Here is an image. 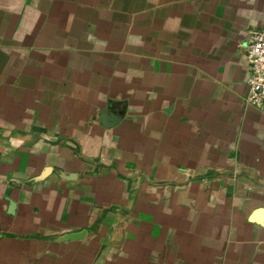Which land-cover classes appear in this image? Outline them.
I'll list each match as a JSON object with an SVG mask.
<instances>
[{
  "label": "crops",
  "instance_id": "1",
  "mask_svg": "<svg viewBox=\"0 0 264 264\" xmlns=\"http://www.w3.org/2000/svg\"><path fill=\"white\" fill-rule=\"evenodd\" d=\"M263 27L264 0H0V264H264Z\"/></svg>",
  "mask_w": 264,
  "mask_h": 264
},
{
  "label": "built area",
  "instance_id": "2",
  "mask_svg": "<svg viewBox=\"0 0 264 264\" xmlns=\"http://www.w3.org/2000/svg\"><path fill=\"white\" fill-rule=\"evenodd\" d=\"M244 48L249 67L246 101L264 109V27L251 33Z\"/></svg>",
  "mask_w": 264,
  "mask_h": 264
},
{
  "label": "water",
  "instance_id": "3",
  "mask_svg": "<svg viewBox=\"0 0 264 264\" xmlns=\"http://www.w3.org/2000/svg\"><path fill=\"white\" fill-rule=\"evenodd\" d=\"M109 121L115 122V117L112 114H109L108 111H104L101 113V122L105 125L108 124Z\"/></svg>",
  "mask_w": 264,
  "mask_h": 264
}]
</instances>
